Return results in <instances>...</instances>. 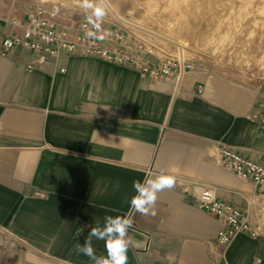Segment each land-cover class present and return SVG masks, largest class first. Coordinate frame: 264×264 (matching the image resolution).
<instances>
[{"label": "crops", "instance_id": "crops-1", "mask_svg": "<svg viewBox=\"0 0 264 264\" xmlns=\"http://www.w3.org/2000/svg\"><path fill=\"white\" fill-rule=\"evenodd\" d=\"M29 11L0 3V42ZM191 62L177 83L92 56L0 53V264H90L76 245L131 211L140 244L128 264H264V190L214 160L229 146L264 166V82ZM171 168L176 183L159 193L156 216L138 215L133 180ZM198 185L245 212L257 234L223 243V222L192 198ZM93 246L106 256L103 241Z\"/></svg>", "mask_w": 264, "mask_h": 264}, {"label": "rangeland", "instance_id": "rangeland-1", "mask_svg": "<svg viewBox=\"0 0 264 264\" xmlns=\"http://www.w3.org/2000/svg\"><path fill=\"white\" fill-rule=\"evenodd\" d=\"M74 1L75 5L64 4L62 0H0V3L29 10L38 2L45 6L58 5L62 22L77 31L90 10L86 13L78 0ZM112 5L111 11L105 8L101 27L108 21L122 22L117 15L123 17L129 31L137 35V46H143L146 51L151 49L155 58L177 54L180 47L188 60H205L221 74L251 84L264 82V0H177L172 9L173 18L166 20L165 25L168 29L175 21L179 27L177 44L135 26L137 22L153 24L152 16L161 12L163 6L149 0H112ZM203 38L208 41L198 42Z\"/></svg>", "mask_w": 264, "mask_h": 264}, {"label": "built area", "instance_id": "built-area-1", "mask_svg": "<svg viewBox=\"0 0 264 264\" xmlns=\"http://www.w3.org/2000/svg\"><path fill=\"white\" fill-rule=\"evenodd\" d=\"M62 19L58 5L45 6L38 2L29 11L27 18L13 17L9 20V24L19 32L6 35L1 40L0 53L6 54L13 48H21L33 52L38 63L46 62L49 57L59 58L62 54L92 56L135 68L144 76H173L177 83L185 72L193 67L192 62L183 55L166 54L155 58L151 49L146 51L143 46H137V35L129 31L125 20L108 21L105 27H101V31L107 33L105 38L93 40L85 35L86 28L96 31L87 18L81 20L77 31L65 25ZM33 67L32 63L28 66L29 69ZM63 70L64 68H61V71ZM214 160L241 180L264 190L263 165L246 158L229 146L220 148L214 155ZM191 195L201 208L223 222V229L219 232L223 243L228 242L240 231H252L253 235L257 234L251 228L246 213L217 199L211 186H193ZM132 212L128 213L131 219Z\"/></svg>", "mask_w": 264, "mask_h": 264}, {"label": "clouds", "instance_id": "clouds-1", "mask_svg": "<svg viewBox=\"0 0 264 264\" xmlns=\"http://www.w3.org/2000/svg\"><path fill=\"white\" fill-rule=\"evenodd\" d=\"M79 6L85 10L87 21L96 31L87 29L85 35L89 39L103 40L107 35L101 31V22L106 14L104 0H78ZM98 32L100 33L98 35ZM176 168H171L168 173L161 172L154 177L145 178L143 181L135 179L132 188L135 194L130 199V205L142 217H155V205L160 192L175 186ZM133 220L128 215L106 216L103 224L91 227L88 236L82 244H77L75 252L88 257L90 264H128V253L132 246H139L140 242L129 235ZM83 232V229L80 230ZM103 241L106 256H97L93 241Z\"/></svg>", "mask_w": 264, "mask_h": 264}, {"label": "bare ground", "instance_id": "bare-ground-1", "mask_svg": "<svg viewBox=\"0 0 264 264\" xmlns=\"http://www.w3.org/2000/svg\"><path fill=\"white\" fill-rule=\"evenodd\" d=\"M176 1L177 0H149V3H151V4H155L158 7L163 6V9L161 10V12L152 16L153 24H157L158 26L154 27L152 23L147 24L144 22H137V24L135 23V26L139 30H142L143 32H147L148 34L157 35L161 38L166 39L168 42L175 44L177 41L176 36L178 35V33L180 31L179 27L177 26V24H175V21L172 23L173 26H169L168 29H166L165 25L168 24L167 23L168 21L166 22V20H170L173 18L174 14H172V9H173L174 5L176 4ZM207 1H209V0H206V2ZM233 1L244 2L245 0H233ZM62 2L64 4H67V5L68 4H70V5L74 4L75 5L77 3L74 0H62ZM104 6L107 10L111 11V7L113 6L112 0H104ZM117 17L120 18L121 20L124 19L123 17H121L119 15H117ZM129 24L132 25L131 22H129ZM203 41H208V40L206 38L198 40V42H200V43H203ZM177 49H178V47H177ZM177 51H178L177 54L183 55L185 57V53L183 52V49H181L179 47V49ZM213 51H214V49H213Z\"/></svg>", "mask_w": 264, "mask_h": 264}]
</instances>
